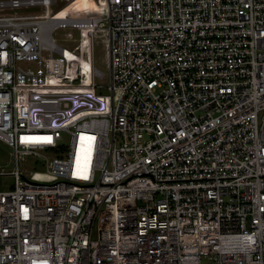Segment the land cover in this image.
Here are the masks:
<instances>
[{"label": "built area", "instance_id": "obj_1", "mask_svg": "<svg viewBox=\"0 0 264 264\" xmlns=\"http://www.w3.org/2000/svg\"><path fill=\"white\" fill-rule=\"evenodd\" d=\"M60 2L0 0V264H264V0Z\"/></svg>", "mask_w": 264, "mask_h": 264}, {"label": "rangeland", "instance_id": "obj_2", "mask_svg": "<svg viewBox=\"0 0 264 264\" xmlns=\"http://www.w3.org/2000/svg\"><path fill=\"white\" fill-rule=\"evenodd\" d=\"M60 3L58 5V8L56 9V11H60L62 9V7L65 5V0H58ZM37 9L33 8L29 11H27V13H36ZM92 12L90 11V5H85L83 7H81L78 11H76L73 15V17H87V16H92ZM62 32H58L57 34V38H61L62 36ZM97 56H101V58L103 57V52L101 49L98 48V53ZM100 60V59H99ZM97 68L102 71V72H106V68H105V62L104 61H99V63L97 64ZM99 94H107V91H101ZM11 149L8 148L7 146H5L4 144H2L0 142V166H2L3 168L7 169V170H11L13 168V164L11 163ZM21 170L23 172L28 171V172H43L45 171V166L42 162H39L37 159H35L34 157H27V159L21 164ZM13 185V179L11 177H2L0 178V190H4L7 187L6 186H11Z\"/></svg>", "mask_w": 264, "mask_h": 264}, {"label": "bare ground", "instance_id": "obj_3", "mask_svg": "<svg viewBox=\"0 0 264 264\" xmlns=\"http://www.w3.org/2000/svg\"><path fill=\"white\" fill-rule=\"evenodd\" d=\"M89 3H87V2H85V5H88ZM85 5H83V6H85ZM90 5V4H89ZM82 6V7H83ZM81 8V7H80ZM68 11V10H67ZM67 11H65V12H63L60 16H63Z\"/></svg>", "mask_w": 264, "mask_h": 264}]
</instances>
